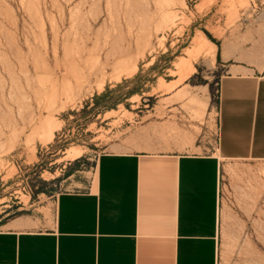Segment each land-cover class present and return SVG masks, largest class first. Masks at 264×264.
I'll return each instance as SVG.
<instances>
[{
	"label": "rangeland",
	"instance_id": "rangeland-1",
	"mask_svg": "<svg viewBox=\"0 0 264 264\" xmlns=\"http://www.w3.org/2000/svg\"><path fill=\"white\" fill-rule=\"evenodd\" d=\"M254 19L264 0H0V227L45 223L105 151L212 148L223 68L203 36ZM127 46L135 71L79 87L80 59ZM220 216L219 264H264V160L224 163Z\"/></svg>",
	"mask_w": 264,
	"mask_h": 264
},
{
	"label": "crops",
	"instance_id": "crops-1",
	"mask_svg": "<svg viewBox=\"0 0 264 264\" xmlns=\"http://www.w3.org/2000/svg\"><path fill=\"white\" fill-rule=\"evenodd\" d=\"M216 52L212 148L195 138L186 151H105L45 223L0 227V264H219L224 163L264 160V21L232 29Z\"/></svg>",
	"mask_w": 264,
	"mask_h": 264
},
{
	"label": "bare ground",
	"instance_id": "bare-ground-1",
	"mask_svg": "<svg viewBox=\"0 0 264 264\" xmlns=\"http://www.w3.org/2000/svg\"><path fill=\"white\" fill-rule=\"evenodd\" d=\"M203 39L210 45L208 55L211 57V60L214 63L216 60V44L206 36H203ZM131 49L132 46H127L115 51L109 50L105 52L104 55L102 54L101 56L95 57L92 62L84 58L80 59L81 64H83L85 68H80L75 77V81L80 88L90 85L93 82H96L100 88H103L104 82L107 78L114 75L121 77V75L125 72L135 71L137 66L134 65L130 69L128 59L125 58V55ZM197 49L199 51L205 50L204 44L200 40H197ZM53 136L54 130L51 129L49 135H47V137L42 136L41 139L46 141L48 139H52ZM70 150L72 151L73 149ZM80 153L81 152L79 151L69 152L67 157L70 156L71 158L75 159L80 157Z\"/></svg>",
	"mask_w": 264,
	"mask_h": 264
},
{
	"label": "trees",
	"instance_id": "trees-1",
	"mask_svg": "<svg viewBox=\"0 0 264 264\" xmlns=\"http://www.w3.org/2000/svg\"><path fill=\"white\" fill-rule=\"evenodd\" d=\"M208 35L216 42H218L215 38L212 37V35L210 33H208ZM219 43V42H218ZM109 90L106 89L104 92H102L101 94H96L94 96V100H95V105H100V101L105 98L108 95Z\"/></svg>",
	"mask_w": 264,
	"mask_h": 264
}]
</instances>
